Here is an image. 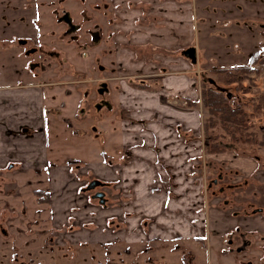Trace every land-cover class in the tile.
<instances>
[{
  "label": "crops",
  "instance_id": "0c3cea01",
  "mask_svg": "<svg viewBox=\"0 0 264 264\" xmlns=\"http://www.w3.org/2000/svg\"><path fill=\"white\" fill-rule=\"evenodd\" d=\"M96 2L99 3L93 8L95 13L87 12L93 24V37L96 38L94 42L96 44L103 40L101 50L104 49L111 54L112 60L109 64L117 66L119 69L117 73L121 77L111 78L116 74L111 73L107 78L87 79L89 81L135 78L139 79L145 88L154 89L156 85L159 88V83L154 82L160 80L159 89L165 96L169 98L177 96L190 102L196 100L192 87L193 77L190 73L195 63L185 54V50L201 48L203 59L204 56L211 58L210 62H214L215 58L212 57L216 56L221 66L225 67L221 70L244 67L225 63L244 64L249 62L252 54L256 52L254 51L256 43L254 45V41L249 37L256 31L254 23L256 0H96ZM102 5L104 9L99 8ZM200 23L204 25L200 33L205 35V44L213 37L205 48L199 45L200 37L199 40L194 38ZM216 26L222 29L219 40L217 31L220 29L215 30ZM34 31L29 28L18 33L27 38L28 45L30 39L25 32H31L30 37L33 38ZM227 33L231 35L229 38L226 37ZM240 35L245 39L240 38ZM223 36L228 40V44L220 40L224 38ZM240 39L242 44H239ZM12 41L11 38L0 40L2 44L0 48L13 50L14 55H11L13 59L10 64L26 81L0 84V171L14 167L46 171L44 172L47 176V191L41 193L48 198L51 224L56 230H60L63 236L68 232L72 240L78 242L83 241L81 240L83 237L77 233L83 226L85 227L83 229H87V233L92 235L86 241L94 244L119 239L120 236L117 234L121 232H123L121 240L134 237L142 242L144 239L150 240L154 234L184 240H193L200 234L204 235L206 225L203 228L202 219L197 213L198 209L199 213L202 212L196 205L201 189L206 187L201 184L199 173L193 174L195 177L192 178L191 139L189 136L181 135L179 130L183 126L186 131L193 129L191 121L198 117L199 107L190 111H179L174 107L161 106L163 113L169 112L178 121L169 124L173 129L167 128L162 131L156 127V120L160 119L157 115L159 109L149 105V100L146 102L145 96L149 95V92L141 90V94H135L136 96L129 92H120L122 95L120 102L123 101L122 105H127V111L134 109L133 115H136L135 118L140 122L136 124L134 130L128 128L130 123L124 122L119 125L123 128L122 131L116 129L121 140L127 141L125 161L111 163L108 155L100 153L93 162L82 163L76 168L67 163L55 165L54 162L46 168L50 153L47 152L44 139L46 115L49 110L45 106L44 88L53 84L68 83L63 77L58 76L45 80L42 76L35 80L37 78L35 70H30L29 67L30 61L33 60L24 55L25 49L29 46L24 47ZM236 41L238 43H233ZM16 46L21 52H15L18 49ZM208 49L218 51L214 54L210 53V50L206 52ZM100 54L101 52L96 53L99 59L102 55ZM236 54L238 55L232 56ZM9 57H4L3 61L6 62ZM18 58L25 61L19 64ZM262 58L260 56L257 59L253 65L254 71L246 77L255 85L253 76L259 72L257 65H264ZM69 65L73 67L70 63ZM10 77L12 76L6 73L1 76L0 71V78ZM80 81L82 80L76 79L73 83ZM104 85L103 83L102 86ZM102 91L101 89L99 92ZM250 93L249 91L243 94ZM80 112V114L75 112L74 117L83 114ZM128 131L132 132L131 137ZM174 131L178 135L174 134ZM157 148L159 151L156 152ZM220 155L223 157L224 154ZM237 156L222 158L224 160L219 164L222 173L224 169L231 170V173L226 175L231 176L232 184H238L241 179H248L255 185V178L250 172L253 169L252 172L256 175L255 167L259 163L255 166L248 158L242 159ZM245 171L248 175L244 174ZM263 179L262 172L260 184L264 183ZM95 180L104 185L102 191L105 194V205L98 204L97 200L91 198L90 192L85 190L87 185ZM242 189L246 190L245 192L249 190ZM256 190L257 195L261 194L262 190ZM231 206L234 205L225 209L209 207L207 214L209 233H215V236L224 237L226 240V236L233 233L235 228H239L245 235H250L256 230V225L253 224L260 222L264 225V217L259 213L255 215L244 213V210L248 211L246 205L245 208L237 209L239 210L237 216H234ZM160 224L162 229L159 228ZM145 228L150 232L147 233Z\"/></svg>",
  "mask_w": 264,
  "mask_h": 264
},
{
  "label": "rangeland",
  "instance_id": "374dc122",
  "mask_svg": "<svg viewBox=\"0 0 264 264\" xmlns=\"http://www.w3.org/2000/svg\"><path fill=\"white\" fill-rule=\"evenodd\" d=\"M56 1L0 0V37L7 40L11 33L16 31L18 33L28 27V29L35 30L34 35L36 36H33L32 41L29 40L30 44L28 45L36 46L38 49V54L31 56L32 60L36 59L39 61V58L40 62L44 60V51L52 52L57 50L60 52L57 55L59 56L58 61L50 60L55 62L52 65L46 63L48 72L45 76L43 75L44 80L58 76L63 77L65 82L68 83L53 84L44 88L45 106L49 110L46 115L47 126L45 127L46 135L44 139L47 152L50 153L46 168L51 166V162L61 166L71 160H80L82 163L88 164L97 159L100 153L108 155L111 163L114 161L123 163L127 158V146L125 144L127 141L121 140L118 136L117 132L123 129L119 125L120 123L123 124V122L126 124L130 123L128 128L134 130L136 124L140 122L135 118L136 115H133L134 109L127 111V105H122L123 101L120 102V97L122 96L120 92H129L131 95L136 96L135 94L147 91L150 94L145 96L146 102L149 100V105L159 109L157 115L160 119L156 120V127L162 131L167 130V128L173 129L170 125L178 121L169 112L163 113L161 106L174 107L179 111H190L199 107L197 109L198 117H194L191 121L193 129L186 131L184 126L181 129L179 128L181 135L189 136L191 139V150H193L192 162H190L193 166L192 178L195 177L193 174L197 172L200 175L198 178L201 184L206 187L208 185L212 188H216V185L225 187L226 182L231 183V179L228 175L224 180H219L217 173L221 169L219 167L220 162H223L222 160L230 155H238L237 157L242 159L248 158L255 163V166L256 163H259L255 167L256 175L252 172L253 169L250 172L256 182L254 185L248 179H241L238 182V188L260 189L262 190L261 196H257L260 197V201H264V183L260 184L262 172L264 174V148L258 145L264 130V65H257L259 72H256L253 76L256 85H252L251 81L247 79L245 80L248 85L243 84V86H247L249 88L248 91L238 90L237 87L231 85L224 87L219 79H226L230 75L223 77L219 70L225 67L221 66L222 64L218 62L216 56L212 57L215 58L214 62H210L212 61L211 58H206L205 56L203 59L202 49L196 48L197 57L190 73L193 77L192 87L196 94V100L193 102H197V107L191 106L187 99L177 96L172 98L165 96L159 89L161 87L160 80L154 82L155 84L159 83V88L156 85L154 89H144V87L140 86L142 82L135 78L112 79L104 82L102 80L95 81V79L89 81L87 79L107 78L111 73H116L111 78H119L121 75L117 73L119 69L115 64H109V61L112 60L111 54L104 49L101 50L102 39L98 41L100 42L98 45H93L92 39L83 36L82 30L69 32L65 21H59L58 18L61 9H66L68 18L77 26L83 27L87 11L83 14L84 17H82L80 11L89 9L90 12L95 13L92 5L95 6L99 2H96V0H62L63 2L59 5ZM40 3L44 4V6L38 9L36 7V11L34 10L35 14L32 15L34 11L30 12L29 9L35 8ZM255 3L257 6L255 10L256 20L254 22L256 31L255 34L249 37L250 40L254 41V45L256 43L254 51H259L258 54L263 57L261 60L263 61L264 0H256ZM99 8L104 9V6H99ZM198 26L199 28L194 38L197 40L201 38L199 45L202 48L208 47V43L213 37L205 44V35L200 33L204 25L200 23ZM218 28L219 26H216L215 30ZM219 29L217 31L218 40L222 30L221 27ZM45 32L49 33V35L46 36ZM77 34L80 35L79 41L76 39L78 37ZM229 36H231L230 33H227L226 37L229 38ZM223 37L220 40L228 44L226 37ZM239 37L245 39L244 36L240 35ZM242 39H240L239 44H242ZM83 40L86 42H83ZM86 45L88 47L84 49L83 46ZM0 47H2L1 44ZM16 47L18 49L15 52H21V49L18 46ZM217 51L212 49L210 53L215 54ZM98 52L102 54H100L101 59L96 55ZM11 55H14L12 49L0 48L1 76L5 73L12 76L10 78H0V84L26 81L23 76L19 75L20 73L14 71L10 64L13 59ZM106 56L108 59H106ZM4 57H9L6 62L3 61ZM60 58H64L66 61L63 60L61 62ZM67 60L73 65L72 68ZM24 61L25 59L23 58L17 59L19 64ZM247 63L238 65L227 62L225 64L247 66ZM225 66L227 67V65ZM230 70L233 71V68ZM43 72V67L42 70H35V75L37 74L35 80H39V77L42 76L40 73L44 74ZM222 72L225 71L223 70ZM76 79H81L82 81L73 83L76 82ZM149 81L147 80V82ZM101 82L105 84V87H100ZM218 86L225 88L224 96L227 97L229 93V97L226 99L230 105L236 106L239 104L244 111L249 112V115L247 114V128L237 132L238 134L235 135L236 140L226 134V131L219 124L214 127L209 126L207 128L208 134L205 135L204 133L202 124L208 115L200 107L202 105L200 100L201 90L202 87L215 89ZM101 89L103 91L99 92ZM249 91L251 92L250 94H243V92L248 93ZM240 93L242 94L241 97L239 96ZM130 96L128 99L131 98ZM256 102L261 104L259 108L255 107ZM80 111L83 114L79 117H74L75 112L80 114ZM117 128H119V131H116ZM129 131L128 134L131 137L132 132L130 133ZM173 133L177 134L175 131ZM248 138L252 140V143H245ZM207 140L210 144L216 143L225 146V151L223 153L205 152V142ZM155 150L156 152L159 151L158 148ZM220 154H224L223 157ZM127 162L129 163L130 160L128 159ZM224 170L222 174L231 172L227 169ZM44 171L26 169L25 167L23 169L14 167L0 171V264H264V225L260 222L253 224L256 225L255 232L245 235V239L237 236V240L234 239L232 244H229L224 237H217L215 233L210 234L209 229H205L204 231L207 233H204V235L200 234L193 240L172 239L154 234L153 236L157 243L153 244L152 240L144 239L142 242L134 239V237L128 240H121L123 237L121 235L123 232H121L117 234L120 236L119 239L114 238L100 244H94L86 241L92 235L87 233V229H83L85 227L81 226L77 233L83 237L81 239L83 241L72 240L68 232L63 236L60 230H56L51 224L48 202L43 199L41 200L42 203H39L38 200L39 198H46V195L44 193H41L43 195L40 196L33 194L35 190L47 191V176L46 171ZM244 174L248 175L246 171ZM244 183L248 185H244ZM96 189L94 188V190ZM94 190L87 192L92 194ZM233 193L236 194L237 200H248V196L241 195L243 189H237ZM250 198L253 199V197ZM212 199L211 205L215 208L218 200L216 198ZM206 202L207 198L205 195ZM200 203L199 196L197 208H199L198 205ZM208 203L210 205V201ZM200 209L202 210V208ZM197 213L201 218L199 209ZM159 228L162 229V224H160ZM145 229L147 233L150 232L147 228ZM187 255H189V258Z\"/></svg>",
  "mask_w": 264,
  "mask_h": 264
},
{
  "label": "flooded vegetation",
  "instance_id": "af4514ba",
  "mask_svg": "<svg viewBox=\"0 0 264 264\" xmlns=\"http://www.w3.org/2000/svg\"><path fill=\"white\" fill-rule=\"evenodd\" d=\"M57 2V4H59V5H61V2H63L62 0H57L56 1ZM42 6H44V4L42 5L41 3L38 5L37 4V6H35V8H30L29 10H30V12L31 11H34L35 9H36V7H37V9L38 8H40V7H42ZM92 7L94 8V5H92ZM36 11V10H35ZM35 11L34 12H32V15L33 14H35ZM88 12L89 11V9H83V10H81L80 11V13H82V17H84V15L83 14H85V12ZM86 12V13H87ZM89 16H87V17H85L86 19L83 21V22H85V24H84V26L83 27H80V26H77L76 24H74V22L73 21H71L69 18H68V13H67V10L66 9H61V13H60V16H59V18H58V20L60 21H65V23L67 24V27H68V30L67 31H69V32H74L75 30H82V32H83V36H85V37H88L89 39H92V44L93 45H98L100 42H97L96 44H95V42L94 41H96V38L95 37H93V32H94V30L92 29L93 28V24L91 23V19H89L88 18ZM27 29H28V27H25L23 30L24 31H27ZM10 31H12V30H10ZM26 33V36L30 39V41H31V37H30V34H31V32H25ZM46 33V32H45ZM75 34V33H74ZM49 35V33H46V36H48ZM76 35V34H75ZM77 40L79 41L80 40V35L79 34H77ZM10 38H12V42H16L17 44H19V45H22V46H24V47H26V46H29V45H26L27 44V38H25V37H23L22 36V34H20V33H17V31L16 32H13V33H11L10 35H9V37H8V39L7 40H10ZM41 38V37H40ZM0 40H4L2 37H0ZM39 41V40H38ZM24 42V43H23ZM43 42V41H42ZM83 42H86L85 40H83ZM43 44H44V42H43ZM91 44V45H92ZM1 46H2V44H1ZM86 47H88L87 45L86 46H83V48L85 49ZM90 48H92V47H90ZM44 54V60H42L41 62H40V58H39V61H37L36 59L35 60H33V61H30V63H29V67H30V70H37V69H40V70H42V67L44 68V74H41L40 73V75H46V73L48 72V70L46 69L47 67V64L46 63H48V64H54L56 61H58L57 59L59 58V56H57V55H59L60 54V52L59 51H57V50H53L52 52H50V51H44L43 52ZM36 54H38V49H37V47L36 46H29V47H27L26 49H25V51H24V55L26 56V57H31V56H34V55H36ZM39 55H41V54H39ZM25 57V58H26ZM50 60H55V62H53V61H50ZM66 61V59H61L60 58V61L62 62V61ZM67 62H68V60H67ZM69 63V62H68ZM57 71V70H56ZM35 76H37V74L35 75ZM42 76H40L41 78H42ZM43 80V79H42ZM102 82H101V86H102ZM100 86V87H101ZM142 86H144L143 84H142ZM146 87V86H145ZM229 97V93H228V96H227V98ZM200 107H202V109L205 111V114H207L208 115V113H207V110L205 109V107L203 106V105H200ZM232 107L233 108H241L240 107V105L239 104H237L236 106H234V105H232ZM207 115H206V117H207ZM210 115H208V117H209ZM78 166H80V165H78ZM77 167V166H76ZM75 167V168H76ZM222 169V168H221ZM221 169H219L218 170V172L219 173H217L218 174V176H219V180L220 181H222V180H224V178L225 177H227L228 175H226V174H228L229 172H227V173H224V174H221L222 173V170ZM231 171V170H230ZM231 173V172H230ZM229 177H231V176H229ZM228 177V178H229ZM97 183H95V185L93 186V188L92 189H90V190H94V188H97L96 190H94V192H92V194H91V197H92V195L93 194H95L96 192H103L102 191V188H104V185H103V183L102 182H100V181H98V180H95ZM215 182V181H214ZM238 185L239 184H232V183H228V182H226V184H225V187L224 186H218V185H216L217 187L216 188H212V187H210V185H208L206 188H202L201 189V192H200V200H201V203L198 205L199 206V208H202V210L200 211V212H202L201 213V215H202V217H201V219H202V224H203V228L205 227V225H206V229H209L208 227H209V225L207 224L208 223V220H207V214H208V211H209V207H212V205H211V203L213 202V199L212 198H216V200H218L217 201V206H215V207H217V208H220V209H225V208H227L228 206H230V205H234V206H231L232 208H233V210H231L233 213H234V216H237V215H239V210H237L238 208H240V207H243V208H245L244 206L246 205V207L248 208V211H246V210H244V213H246V215H255V214H257V213H259L260 215H264V201H260V197H258L257 196V188H249V190L247 191V192H245L246 190H243V193L241 194V195H244V196H248L247 198H248V200L247 199H245V200H237L236 199V194H234L233 192L234 191H236L237 189H242V188H238ZM88 186V185H87ZM89 190V191H90ZM227 194V195H226ZM260 196H261V194L260 193H258ZM205 195H206V198H207V202L205 203ZM202 197V198H201ZM250 197H253V199H251ZM250 198V199H249ZM95 200V199H94ZM199 200V199H198ZM208 201H210V205H209V203H208ZM243 202H246V203H243ZM40 203V202H39ZM206 220V222H204V221ZM236 230H233V233H229V235H227L226 236V241H228L229 242V244H232L233 243V241H234V239L235 240H237V236H240L242 239H245V234L241 231V230H239V228H235ZM205 233H207V232H205ZM211 234V233H210ZM234 236V237H233ZM218 237V236H217ZM150 240H152V242H153V244L154 243H157V240L155 239V237L153 236V238H151ZM187 257L189 258V255H187ZM185 264V263H184Z\"/></svg>",
  "mask_w": 264,
  "mask_h": 264
},
{
  "label": "trees",
  "instance_id": "16d2710c",
  "mask_svg": "<svg viewBox=\"0 0 264 264\" xmlns=\"http://www.w3.org/2000/svg\"><path fill=\"white\" fill-rule=\"evenodd\" d=\"M259 58L260 55L256 51L252 54L251 59L248 60L249 62L247 63L248 64L247 66L235 68L233 71L225 69L224 70L225 72H222L223 70H219L223 74V77L224 76L227 77V75H230L226 79L225 78L223 80L219 79L220 82H222L224 87L233 85L237 87L238 90L243 89L244 91H248L249 88L245 86L248 84L245 83V80L247 79L246 77L248 76V74L254 71L253 65L255 64L256 61H258L257 59ZM251 83L252 85H254L253 81H251ZM243 84L245 85L243 86ZM140 86H142V84H140ZM223 86L215 87V89L202 87L201 96H200L201 104L207 110L208 115H210L202 124L203 130L206 135L208 134L207 128L209 126L214 127L215 125L219 124L226 131L225 132L226 134L232 137L233 140H236L235 135L238 134L237 132L247 128V124H248L247 114L249 115V112L244 111V109L242 108H233L232 105L228 103V100L226 99L227 97L224 96L223 94V92H225V88ZM142 87L145 88V86ZM189 104L193 107L198 106L197 102H193V101H190ZM260 106L261 104H257L256 102L255 107L259 108ZM261 135L262 136L258 145L259 147L264 148V130ZM246 142L252 143V140L248 138L245 140V143ZM225 148H226L225 146L220 144H216V143L210 144L209 141L207 140L205 142L204 150L207 153H223L225 151ZM67 164L71 165L72 167H76L78 165H81L82 162L80 160L77 161L71 160L68 161ZM33 194H35L36 196L43 195L41 194L40 190L37 191L35 190ZM43 199H45V201L48 202L47 197L39 198L38 200L40 203H42L41 200Z\"/></svg>",
  "mask_w": 264,
  "mask_h": 264
},
{
  "label": "water",
  "instance_id": "95a60500",
  "mask_svg": "<svg viewBox=\"0 0 264 264\" xmlns=\"http://www.w3.org/2000/svg\"><path fill=\"white\" fill-rule=\"evenodd\" d=\"M194 49L195 48L193 47V48H189L188 50H185V54L188 55L192 59L193 63L195 62V59H196V54H195ZM95 183L97 182L96 181L90 182L87 188H85L86 192L92 189ZM91 198L97 200L98 204L100 205H105L106 203L104 192H96L95 194L92 195Z\"/></svg>",
  "mask_w": 264,
  "mask_h": 264
}]
</instances>
